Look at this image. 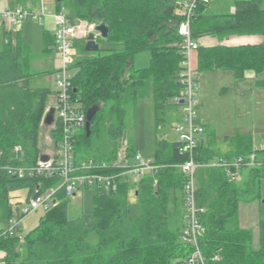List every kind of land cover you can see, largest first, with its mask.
Returning a JSON list of instances; mask_svg holds the SVG:
<instances>
[{
  "label": "trees",
  "instance_id": "16d2710c",
  "mask_svg": "<svg viewBox=\"0 0 264 264\" xmlns=\"http://www.w3.org/2000/svg\"><path fill=\"white\" fill-rule=\"evenodd\" d=\"M179 0H54L55 12L68 10L69 20H85L91 25L104 23L110 46L85 51L84 39L71 77L70 93L84 113L93 105L89 134L85 125L74 135L78 159L110 161L120 145L116 140L124 130L125 107L149 98L153 108L155 172L134 183L120 182L116 191L94 189L91 214L69 218L68 204L59 190L58 203L43 212L38 223L23 236L0 237V257L4 264H183L189 252L180 240L184 219V175L179 165L187 159L176 139L159 137L170 124V112L180 109L171 102L179 94L177 72L182 60L178 43L176 14ZM261 0H234L233 13L203 15L198 9L191 22L194 40L204 34L226 39L233 35H257L259 43L237 46L216 44L198 46L197 72L222 69L239 78L246 70H264V8ZM208 5V4H207ZM148 53L145 66L136 67L134 57ZM28 52L23 55L20 42L8 39L0 50V224L13 214L9 192L26 189L30 196L56 186L57 177L9 176L6 165H33L45 150L43 117L50 90L29 85ZM264 84V81L262 82ZM181 113V111H180ZM103 127L113 139L106 151L87 156L80 145H91L92 135ZM52 149L59 129H51ZM233 151L225 158L255 155V164L243 166L234 179L223 167H199L196 203L205 209L199 214L202 233L200 248L211 264H264V219H259L258 246L252 247L253 233L238 224L241 199H260L259 183L264 178V145L253 149L251 137L238 135ZM20 148V152L15 151ZM129 150L134 152L133 143ZM211 149L200 141L197 162L212 158ZM156 180V183H154ZM89 189V188H87ZM133 190L137 207L132 209ZM218 256V259H214Z\"/></svg>",
  "mask_w": 264,
  "mask_h": 264
},
{
  "label": "built area",
  "instance_id": "2783aa9c",
  "mask_svg": "<svg viewBox=\"0 0 264 264\" xmlns=\"http://www.w3.org/2000/svg\"><path fill=\"white\" fill-rule=\"evenodd\" d=\"M211 0H179L176 14L181 17L177 26L180 42L179 51L182 56L177 81L180 85L179 94L171 98V102L180 104L181 119L174 124L176 140L181 143V151L187 159L179 165L184 175L183 205L184 219L180 231V240L189 252L183 264H211L209 263L199 244L202 225L199 214L203 207L196 203L198 167H223L234 179L241 177L243 166L255 164V155L239 156L231 160L220 158L199 163L195 159L196 148L203 138L204 127L195 119L198 109V74L193 62V52L199 44L191 35V22L199 5H207ZM52 15L55 19L54 45L60 57L61 65L55 73L57 87L54 105V121L50 126L59 129V139L56 146L45 153L46 161L39 158L33 165H6L5 172L14 178L23 179L32 176L57 177L56 186L30 196L27 206L20 211H13L11 217L0 224V237H16L23 241L21 221L30 212L48 211L57 205V193L60 190L65 198L72 199L80 189L94 188L104 192L116 191L120 182L134 183L145 174L155 172L158 168L151 159L145 158L139 151L131 152L127 143L120 144L114 158L110 161L94 158L78 159L74 149V135L85 125V113L78 107L70 93L71 77L70 52L77 39H85L94 29V25L85 20L74 21L70 24L66 13L47 11L42 4L38 9L17 6L13 9H0V24L10 27L19 25L28 18L40 20ZM15 151L20 152L19 147ZM156 183V180H154ZM214 259H218L215 256ZM0 264L4 261L0 257Z\"/></svg>",
  "mask_w": 264,
  "mask_h": 264
},
{
  "label": "crops",
  "instance_id": "0c3cea01",
  "mask_svg": "<svg viewBox=\"0 0 264 264\" xmlns=\"http://www.w3.org/2000/svg\"><path fill=\"white\" fill-rule=\"evenodd\" d=\"M262 1V0H261ZM43 4V0H0V9L15 8L17 6H26L29 9H38ZM44 5V4H43ZM234 0H211L210 3L198 12L203 15H216L233 13ZM54 13V12H53ZM27 20V19H26ZM23 20L19 25L10 27L5 24H0V50L8 39L12 42H20L23 46V55L28 52L27 70L32 74L29 80V85L33 88H47L50 90L48 98L47 109L55 105L57 87L52 89L49 82L54 80L55 73L61 65L60 57L55 49L54 45V31H55V19L52 15L43 17L40 19L39 26L41 27L42 36V48L40 54L45 58L46 62H50L53 58H57L53 67L50 70H34L31 65V60L35 54L32 51L30 43L26 42L27 34L25 32L26 24ZM96 42L97 37L100 36L95 32ZM82 39H77L74 43L80 44ZM199 47L213 46L216 44L226 46H237L247 43H259L262 41L261 36L257 35H233L226 39H219L213 35L204 34L196 39ZM74 47H76L74 45ZM198 50V49H197ZM193 52V62L195 69H197V53ZM77 51V56H78ZM51 63V62H50ZM49 63V64H50ZM197 71V70H196ZM198 79H201L200 92L197 93L198 99V116L197 122L204 127V133L202 138V144L204 147L211 149L212 158L210 160H217L225 158L233 151L232 139L238 135L251 137L253 149H258L264 145V70L256 74L252 70H246L239 78L235 77L233 72L222 69H209L205 71H198ZM217 90L219 97H224L232 92V100L227 102V109L221 111V109L215 108L209 110L210 99L217 97L215 95ZM219 99V98H217ZM181 113L180 109L170 112V124L169 126L174 130L173 125L180 121ZM168 126V125H167ZM168 126V127H169ZM219 127V131L217 130ZM50 127V126H47ZM168 127L162 130V134L159 137H165L172 139L168 135ZM52 129V127H50ZM50 129V130H51ZM166 130V131H165ZM154 133V131H153ZM257 133V137L263 139L260 146L254 147L253 136ZM176 139V138H175ZM52 137L50 134H45L43 141L45 142L46 149L43 153H48L52 150ZM130 142V141H129ZM134 145V144H133ZM134 149L136 147L134 145ZM152 160V158H149ZM199 171V167L197 168ZM196 170V174H197ZM260 192L264 194V180H260L259 183ZM240 207V203H239ZM240 210L238 212V224L241 228L249 229L244 226V222L240 224ZM263 219V218H261Z\"/></svg>",
  "mask_w": 264,
  "mask_h": 264
},
{
  "label": "rangeland",
  "instance_id": "374dc122",
  "mask_svg": "<svg viewBox=\"0 0 264 264\" xmlns=\"http://www.w3.org/2000/svg\"><path fill=\"white\" fill-rule=\"evenodd\" d=\"M43 4L46 7L47 11L55 12V3L54 0H43ZM261 7L264 8V0L260 3ZM13 9V8H10ZM40 20L28 18L25 20V32L27 34L26 42L30 43L33 53L35 54L34 58L31 60V65L34 70H50L54 62L58 60L57 58H53L50 62H46L45 58H43L40 54V49L42 48V36H41V27L39 26ZM83 40V39H82ZM97 43L101 48H105L110 46V44L101 36L97 37ZM85 41V39H84ZM78 47H73L69 56H70V71L73 73L75 68L72 66L76 62ZM148 61V53L141 52L135 55L134 64L136 67H142L147 64ZM50 63V64H49ZM50 87L52 89L55 88L54 80L49 82ZM201 86V79H198V90ZM213 93L216 91L217 94L216 99H210V105L208 106L209 110H214L215 108L221 109V111L227 109V102L229 99L232 100L233 94L230 92L224 97H219L218 91L212 90ZM200 92V90H199ZM197 92V93H199ZM232 94V95H231ZM219 98V99H217ZM51 107H54L51 106ZM199 108V107H198ZM198 111L195 115V119H197ZM169 126V125H168ZM166 126L165 129L168 127ZM174 128V125H173ZM50 127L43 129L42 131V139L41 142L45 145L43 138L45 134H50ZM106 129L101 128V132L92 135L91 145H80L79 151L87 156H98L100 152H104V148L106 147V151L109 146L114 143L113 139H111L105 131ZM217 130L219 131V127L217 126ZM166 131V130H165ZM168 135L172 138H176L175 130H173L170 126L168 127ZM257 133L254 134L253 145L254 147L260 146L262 143V138L257 137ZM117 140L120 144L127 143L129 146V141L133 143L136 147V150L139 151L145 158H153L154 154V133H153V108L151 99L146 98L140 100L137 105L128 104L125 107V115H124V130L123 133L114 139ZM264 141V140H263ZM52 142V140H51ZM46 149V145H45ZM261 180H264L262 178ZM94 193V188L89 189H80L76 195L70 199L68 204V216L69 218H76L81 214H91L93 211V202L92 197ZM260 199L253 198L251 200L241 199L240 201V224L243 223L246 228H249L253 233V242L252 247L256 248L258 246V221L259 219H264V194L260 192ZM26 197V189H19L14 192H9L8 199L11 204V207L14 212L20 211L27 206ZM129 202L132 206L133 210H136L137 201L134 194V191L131 190L129 193ZM3 214V209L0 206V215ZM43 212L41 210H37L34 212H30L24 216L21 221L22 233L23 235L32 229L39 221Z\"/></svg>",
  "mask_w": 264,
  "mask_h": 264
},
{
  "label": "water",
  "instance_id": "95a60500",
  "mask_svg": "<svg viewBox=\"0 0 264 264\" xmlns=\"http://www.w3.org/2000/svg\"><path fill=\"white\" fill-rule=\"evenodd\" d=\"M65 13L67 14L68 10H65ZM69 22L70 24L74 23L72 19ZM95 32L99 34L102 38H106L108 35V27L104 23L97 24L94 26L93 31L89 32L85 38L84 41L85 51L94 52L98 50L99 45L95 39L96 38ZM98 109H99V105H93L90 108H88L85 112V118H86L85 128L87 131V135L89 134L90 122ZM53 121H54V107H50L49 109L46 110L42 122L45 126H51L53 124ZM39 159L41 161H46L48 159V155L42 153Z\"/></svg>",
  "mask_w": 264,
  "mask_h": 264
},
{
  "label": "bare ground",
  "instance_id": "6f19581e",
  "mask_svg": "<svg viewBox=\"0 0 264 264\" xmlns=\"http://www.w3.org/2000/svg\"><path fill=\"white\" fill-rule=\"evenodd\" d=\"M98 41V40H97ZM76 43V42H75Z\"/></svg>",
  "mask_w": 264,
  "mask_h": 264
}]
</instances>
